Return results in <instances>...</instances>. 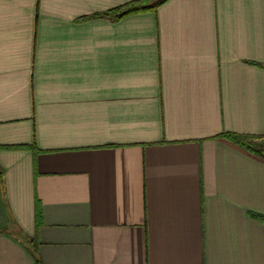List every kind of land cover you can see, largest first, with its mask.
I'll return each instance as SVG.
<instances>
[{
  "label": "crops",
  "instance_id": "1",
  "mask_svg": "<svg viewBox=\"0 0 264 264\" xmlns=\"http://www.w3.org/2000/svg\"><path fill=\"white\" fill-rule=\"evenodd\" d=\"M129 1L0 0V264H264V0Z\"/></svg>",
  "mask_w": 264,
  "mask_h": 264
},
{
  "label": "trees",
  "instance_id": "2",
  "mask_svg": "<svg viewBox=\"0 0 264 264\" xmlns=\"http://www.w3.org/2000/svg\"><path fill=\"white\" fill-rule=\"evenodd\" d=\"M166 0H132L125 4H121L119 6L113 7L111 9L106 10L105 12H101L95 14V16L105 17L112 19L114 21L121 19L127 15L141 13L146 11L155 10V8L165 2ZM220 136L238 144L241 147L246 149H252L253 145L251 139L256 138L255 136H251L248 134H240L236 132H223ZM2 168L0 167V191L2 192ZM255 218H264L259 214H252ZM24 243L28 246L30 251L36 255L37 245L30 239L23 238ZM37 263L38 260H37Z\"/></svg>",
  "mask_w": 264,
  "mask_h": 264
},
{
  "label": "rangeland",
  "instance_id": "3",
  "mask_svg": "<svg viewBox=\"0 0 264 264\" xmlns=\"http://www.w3.org/2000/svg\"><path fill=\"white\" fill-rule=\"evenodd\" d=\"M251 142L256 148H259L260 150H264V137L253 138Z\"/></svg>",
  "mask_w": 264,
  "mask_h": 264
}]
</instances>
